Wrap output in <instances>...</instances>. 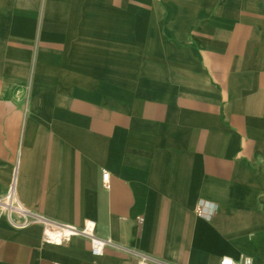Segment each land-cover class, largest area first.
I'll return each instance as SVG.
<instances>
[{
  "label": "crops",
  "instance_id": "0c3cea01",
  "mask_svg": "<svg viewBox=\"0 0 264 264\" xmlns=\"http://www.w3.org/2000/svg\"><path fill=\"white\" fill-rule=\"evenodd\" d=\"M133 3L102 9L69 93L38 74L30 101L27 57L0 73V264H264V0ZM30 10L0 0V29ZM86 221L99 257L44 241Z\"/></svg>",
  "mask_w": 264,
  "mask_h": 264
},
{
  "label": "rangeland",
  "instance_id": "374dc122",
  "mask_svg": "<svg viewBox=\"0 0 264 264\" xmlns=\"http://www.w3.org/2000/svg\"><path fill=\"white\" fill-rule=\"evenodd\" d=\"M138 1L144 5L151 4L150 0ZM117 4L118 0H22L23 6L31 7V13L8 14L14 17L15 21L19 19L18 28L12 31L0 29V73L5 72L7 64L12 65L16 73L21 70L23 62L28 63L30 101L35 97L34 84L38 82V74L41 90L45 94L49 93L50 98L55 88L63 94L69 93L71 87L75 86L78 70L83 69L80 66L85 67L84 64L92 59L87 54L93 53L95 47L87 45L86 39L91 37L93 23L104 22L105 16H113L101 11ZM127 4H134L133 0L129 3L127 0ZM60 23L62 28H55V24ZM70 23H73L72 26ZM31 24L33 29L29 31L27 28ZM28 33L30 40L27 39ZM7 37L14 38L10 41L15 42V45L13 42L6 45ZM39 51L44 54V60L39 59ZM25 57L29 58V61L22 62L21 59ZM13 58L15 61L11 62ZM115 64L116 62H111V65ZM129 64L130 69H133L134 63ZM146 64L149 63H143ZM57 66H60L61 79L55 84L53 77ZM13 81L15 86L21 85L20 77L14 76ZM14 96L21 99L20 93H15Z\"/></svg>",
  "mask_w": 264,
  "mask_h": 264
},
{
  "label": "built area",
  "instance_id": "2783aa9c",
  "mask_svg": "<svg viewBox=\"0 0 264 264\" xmlns=\"http://www.w3.org/2000/svg\"><path fill=\"white\" fill-rule=\"evenodd\" d=\"M110 174L105 171L103 174V180L110 187L109 183ZM7 206L10 209H20L19 203L14 197L13 187L11 188L10 193L6 196ZM51 233H57L58 238H53ZM78 234H84L89 238L91 243V250L94 256H101L104 254L109 241L102 239L96 235L95 223L93 221H86L84 228L82 230L71 227V226H60L55 225L50 222H46L44 229V241L51 244L61 245L63 243L69 242L74 236ZM220 264H235L234 260L231 257H224L221 260Z\"/></svg>",
  "mask_w": 264,
  "mask_h": 264
},
{
  "label": "bare ground",
  "instance_id": "6f19581e",
  "mask_svg": "<svg viewBox=\"0 0 264 264\" xmlns=\"http://www.w3.org/2000/svg\"><path fill=\"white\" fill-rule=\"evenodd\" d=\"M51 235L53 238H56V237L58 238L57 233H51Z\"/></svg>",
  "mask_w": 264,
  "mask_h": 264
}]
</instances>
